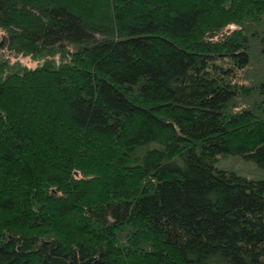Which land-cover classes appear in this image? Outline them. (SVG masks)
Wrapping results in <instances>:
<instances>
[{
  "label": "trees",
  "instance_id": "obj_1",
  "mask_svg": "<svg viewBox=\"0 0 264 264\" xmlns=\"http://www.w3.org/2000/svg\"><path fill=\"white\" fill-rule=\"evenodd\" d=\"M0 31L42 59L0 50V264H264V0H0Z\"/></svg>",
  "mask_w": 264,
  "mask_h": 264
},
{
  "label": "rangeland",
  "instance_id": "obj_2",
  "mask_svg": "<svg viewBox=\"0 0 264 264\" xmlns=\"http://www.w3.org/2000/svg\"><path fill=\"white\" fill-rule=\"evenodd\" d=\"M0 50L4 53L3 55H7L9 57V60L11 63H20L22 65H26L28 67H34L37 65L40 60L32 58L28 55H20V54H13L8 53L6 50V47L4 45V37L3 32L0 31ZM221 166L225 168H230L233 170H236L242 174L248 175V176H257V170L254 167V165L248 161H244L240 158L233 157V156H226L222 159H220Z\"/></svg>",
  "mask_w": 264,
  "mask_h": 264
},
{
  "label": "water",
  "instance_id": "obj_3",
  "mask_svg": "<svg viewBox=\"0 0 264 264\" xmlns=\"http://www.w3.org/2000/svg\"><path fill=\"white\" fill-rule=\"evenodd\" d=\"M1 45V44H0Z\"/></svg>",
  "mask_w": 264,
  "mask_h": 264
}]
</instances>
